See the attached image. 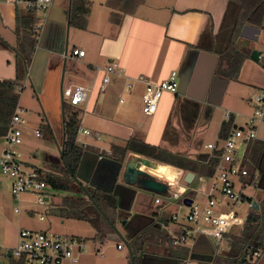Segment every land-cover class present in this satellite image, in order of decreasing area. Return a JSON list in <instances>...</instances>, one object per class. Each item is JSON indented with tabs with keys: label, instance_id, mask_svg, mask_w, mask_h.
Returning <instances> with one entry per match:
<instances>
[{
	"label": "crops",
	"instance_id": "obj_1",
	"mask_svg": "<svg viewBox=\"0 0 264 264\" xmlns=\"http://www.w3.org/2000/svg\"><path fill=\"white\" fill-rule=\"evenodd\" d=\"M72 3H85L87 13L83 28L77 24L78 20L71 22ZM22 9L12 0H0V80L14 78L15 48L20 37L16 32L15 17ZM236 11L237 7L228 0H54L47 15L36 16L40 19L36 23L39 32L22 88L29 85L40 99L46 128L57 151V145L63 139L60 88L71 85L92 87L87 100L75 107L79 111L78 127L89 131L88 135L80 134L77 141L84 147L77 170L82 184L89 186L92 182L97 186H90L93 189L109 188V173L115 166L106 160L110 159L113 145L123 146L129 138L196 160L200 154H206L201 151L205 144L203 137L217 108L247 113H243V102L249 105L253 95L250 96V92L264 90V69L250 57L243 58L238 67L224 58L226 50L234 46L255 49L252 41L240 36L242 27L252 26L250 24L242 25L238 36L232 39ZM2 42L7 46H2ZM75 49L83 51V55H73ZM261 55H264L263 51H260ZM111 61L130 77L142 75L154 82L165 79L170 71L176 70L180 91L174 95L163 93L154 114L146 117L141 113L142 83H136L131 91L123 93L122 81L115 79L105 93L98 92L102 76L99 69ZM182 69L186 76L184 84L179 76ZM234 70H237L235 78ZM40 76V90L37 91L35 83ZM121 94L124 101L119 103ZM20 96L19 93L18 106ZM220 125L221 121L214 138ZM128 157L147 158L133 152H127L124 160ZM59 159V166L57 163L50 165L56 160L50 158L49 166L39 168L58 175L57 171H62ZM100 160L104 162L98 168ZM260 166L264 169V152ZM172 168L178 170V175L183 174L180 168L159 162L141 166L142 170L161 181L168 172L171 173L169 178L174 179L177 174ZM119 178L121 174L115 181V185L122 186L117 189V195L110 192L117 198L115 223L120 222L118 218L123 219L124 213L119 208L126 207L132 196L131 190L118 182ZM7 182L0 175V264H9L14 259L10 252L17 243L18 231L36 230L37 227L35 221L28 218L32 209L21 204L28 201L30 195L13 198L6 188ZM258 188H261L259 196H262L264 183ZM133 201L134 198L130 209ZM136 215L129 211L125 223ZM145 225L149 224L144 222L142 226ZM123 228L127 240L131 239V229ZM94 242L97 244L94 257L103 259L102 252V255L98 254L103 241ZM197 244L193 253L199 252ZM157 254L160 255L161 250ZM151 255V260L146 259L147 264H157V256ZM78 259L76 263L66 264H111L107 260L92 258L90 254ZM162 263L167 264L165 261L158 264ZM261 263L264 264V254Z\"/></svg>",
	"mask_w": 264,
	"mask_h": 264
},
{
	"label": "built area",
	"instance_id": "obj_2",
	"mask_svg": "<svg viewBox=\"0 0 264 264\" xmlns=\"http://www.w3.org/2000/svg\"><path fill=\"white\" fill-rule=\"evenodd\" d=\"M12 1L15 5L30 9L35 13V26L32 35L37 39L39 28L36 23L40 19L36 16L37 14L47 15L54 0ZM259 30V35L264 34V24ZM72 54L82 56L83 51L75 49ZM99 70L102 72L98 85L99 93H105L115 79L122 81L123 93L131 91L136 83H142L144 87L141 95V113L146 117L154 114L163 93L174 95L179 89L176 70L170 71L167 77L159 82L146 80L142 75L130 77L114 61L107 63ZM91 91V86L71 85L61 89V97L64 105L75 108L87 100ZM18 92L20 93V90ZM118 101L119 103L124 101L122 94L119 95ZM249 102L253 106L250 114L224 110L221 119V124H227L224 137H220L218 132L214 140L203 145V149L207 153L205 162L207 163L209 159L215 160V167L211 175L204 176L192 172L194 177L190 183L183 180L184 170H182L183 174L175 175L171 183L152 176L155 180L165 184L166 189L161 193H154L159 194L161 198L154 197L153 201L157 206L151 214L150 225L165 228L168 242L173 248L187 250L185 263L189 261L199 238L209 240L213 253L227 248L233 235L229 229L240 223L236 209L242 204H246L247 212L249 209H254L253 201L258 204L257 200L249 199L243 193L242 188L246 184L244 180L249 173L246 156L248 147L255 141L264 144V140L257 139V128L264 119V93L260 91L253 94ZM24 113L25 110L16 105L6 131L1 136L0 173L7 178L6 188L13 198L19 199L22 195L27 194L33 196L34 201L39 205H44L49 201L53 189L45 181L47 172L29 164L20 149L24 144V127L26 125ZM80 134L88 135L89 131L79 127L76 141ZM34 135L39 137L40 130L35 129ZM184 199H189L190 203L187 204ZM175 203L176 208L168 217L162 218L163 211ZM17 211L18 209H15V212ZM43 219L42 215L39 216V220ZM88 247V239L79 236L20 229L17 243L11 249V256L15 260L21 261V264L76 263L79 255L86 253ZM121 247L120 244L116 245L117 249H121ZM263 254L264 238L261 246L252 249L247 254V258L251 264H262ZM100 255L102 254L100 253Z\"/></svg>",
	"mask_w": 264,
	"mask_h": 264
},
{
	"label": "trees",
	"instance_id": "obj_3",
	"mask_svg": "<svg viewBox=\"0 0 264 264\" xmlns=\"http://www.w3.org/2000/svg\"><path fill=\"white\" fill-rule=\"evenodd\" d=\"M228 2L233 3L237 7L231 31L232 39L238 36L240 28L244 24H250L256 28L263 27L264 0H228ZM86 13L87 8L85 7V3H72L71 22L73 23L74 20H78L77 24L80 28H83L84 15ZM34 26L35 13L32 10L22 9L17 11L15 28L16 32L20 34V37L17 40L15 48L14 78L0 80V136L6 131L9 119L19 99L18 90H22L23 82L26 78V66L31 61L32 52L36 45V39L32 35ZM1 45L7 46L3 42ZM250 53V48H237V46H234L232 49L226 50L224 58L229 63H234L238 67L243 58L250 57ZM257 64L264 69V55L260 56ZM236 72L237 70H234L233 78L236 77ZM63 111L64 144L61 161H64L66 168L62 165L61 169L64 176L47 173L45 181L53 190H59L76 196V198H73L72 195H65L64 197L62 207L64 206L67 217L75 220L88 221L94 227H100L97 225V222L101 221L103 226L112 232L108 223L87 198L84 197L80 186L75 184L72 179L78 170L84 147L76 141L79 128V111L76 108H67L65 105ZM226 130L227 124L222 123L219 136L224 137ZM127 152L143 155L156 162L169 164L198 175L209 176L215 167L214 159H209L207 163L198 159L193 160L186 156L172 153L160 146L150 145L134 137L129 138L123 146L113 145L110 159L115 162H122ZM263 152V143L255 141L249 145L246 153L249 160V173L244 180L245 183L251 185L256 178H260V185L264 183V169L260 166ZM258 172L259 175L256 176ZM86 189L100 210L114 223L118 211L117 198L110 192L93 189L90 186H86ZM262 195L258 200V209H249L246 212L241 230L238 235L231 236L229 246L218 251L216 256H213L214 253L212 252V259L210 261H197V264H251L247 258V254L252 249L259 248L264 238V194ZM83 200H85V206L82 205ZM128 228L127 231L129 232ZM154 229H156L155 225L141 226L137 229L134 228L133 231L131 229L133 237L128 240V243L134 256V264H142L144 259L151 260V254L157 256L155 262L157 264L160 261H165L167 264H183L187 259V250L184 248H181V250L173 248L168 242L166 233L161 232V234L157 235L153 231ZM91 240H103L102 232L98 230ZM146 242L152 245L154 249L161 250V254L159 255L153 250L147 252L144 249ZM9 264H21V261L12 259Z\"/></svg>",
	"mask_w": 264,
	"mask_h": 264
},
{
	"label": "rangeland",
	"instance_id": "obj_4",
	"mask_svg": "<svg viewBox=\"0 0 264 264\" xmlns=\"http://www.w3.org/2000/svg\"><path fill=\"white\" fill-rule=\"evenodd\" d=\"M39 15V14H37ZM40 16V15H39ZM252 45H254V48L260 51L264 52V34H260L258 36V39L256 41H252ZM259 90H253L250 92V96L255 93H259ZM264 93V91H261ZM20 106L25 110L24 117L26 119V125L24 127V144L22 147H20L21 151L23 150L25 154L24 158L29 162V164L35 166V167H45L49 164L50 158L56 159L52 160L50 163H57L59 166L60 164V159H59V154L56 149L55 141L49 135V131L46 128V120L44 119V115L42 113V104L40 99L38 100L35 96V93L31 89L29 85H25L24 88H22L20 92ZM40 101V102H39ZM65 107L68 108L67 105ZM253 110V106L249 103V105H246L245 102H243V113L247 112L245 114H250ZM222 109L217 108L214 111L213 114V119L212 122L205 133L203 137V143L206 142H211L214 140L215 136V131L217 129L218 124H220L221 121V116H222ZM38 129L40 130V137H36L34 135V130ZM214 138V139H213ZM257 139L263 141L264 140V119L260 123V125L257 128ZM211 140V141H210ZM62 141V140H61ZM61 144V142H60ZM59 144V145H60ZM201 151H205L203 148H201ZM152 163H156L154 160H150ZM49 166V165H48ZM247 167L249 169V160L247 162ZM61 168V165H60ZM173 173H176L177 176L178 170L176 168L171 169ZM60 172V173H58ZM162 172V171H161ZM57 174L59 176H64L62 171H57ZM0 175L4 178L1 173ZM171 173H165L163 175V178L168 179L170 177ZM258 176V173L256 174ZM118 182L120 184H124L123 180L121 178L118 179ZM260 184V178L259 179H254L251 185L245 184V186L242 188L243 193L249 197V199L253 200H259L261 198L260 193H261V188H258ZM136 194L134 197V201L132 204V207L130 209L131 213L137 214L135 217V220L133 221H127L125 225H121L120 222L115 223L118 231L120 234L125 238V230L123 226L129 227L132 230L134 228H138L143 225L144 222L146 224L150 225L151 222V214L153 211H155L156 206L154 204V197H159L161 196L159 194H154L152 192H148L145 190H142L141 188L137 186L132 187ZM53 192L51 193V197L48 202H46L44 205H39L34 201L33 196L30 197L28 196L27 200L28 201H23L21 204L28 206L29 208L32 209L33 213L28 214V218L31 221H35L37 227L36 230H41L44 232H50V233H55V234H60V235H73V236H79L85 239H88V251L82 255L90 254L92 258H96L98 260H104L108 261L111 264H129V258H128V251L123 243V241L116 236L113 231L111 232L110 230H105L100 227H94L92 226L88 221H82V220H75L71 219L66 216V211L64 209V206L62 207L64 197L70 196L72 194L65 193L59 190H52ZM259 196V197H258ZM263 196V195H262ZM73 198H76L75 195H72ZM85 197V195H84ZM86 199V198H85ZM85 206V200L82 201ZM176 208V203L175 205H170L168 206L162 213L161 217L166 218L169 216V214ZM44 209H46L44 211ZM240 223L238 226H233L232 228L229 229V231L235 235L240 232L241 230V224L245 215V212L247 210L246 204H242L238 209ZM43 216V220L39 221V216ZM142 222V223H141ZM141 224V225H140ZM97 225H103L101 221L97 222ZM100 230L103 234V244L98 247L100 252L103 254V259L94 257V251L97 248V244L93 241L90 240L93 238V236ZM157 235L161 234V232L167 233V230L163 227L156 226V229L153 230ZM116 244H120L122 247L121 249L116 248ZM210 245L209 240L204 239V238H199L198 239V247L197 249H202L206 250L208 249V246ZM211 246V245H210ZM144 249L147 250V252H151L153 250L156 253H159L160 250H157V248L154 249L152 245H150L148 242L144 244ZM180 249L181 248H177ZM197 250V251H199ZM203 252V251H202ZM200 253V252H198ZM205 253V252H204ZM94 254V255H93ZM80 255L79 258L82 256ZM217 253L214 252L213 256H216ZM79 260V259H78ZM66 264V263H63ZM185 264H197L196 261H187Z\"/></svg>",
	"mask_w": 264,
	"mask_h": 264
},
{
	"label": "water",
	"instance_id": "obj_5",
	"mask_svg": "<svg viewBox=\"0 0 264 264\" xmlns=\"http://www.w3.org/2000/svg\"><path fill=\"white\" fill-rule=\"evenodd\" d=\"M260 30L256 27L245 25L242 27L240 36L249 40V41H256L258 39ZM250 58L257 62L260 58V51L257 49H252L250 53ZM179 76L181 77V83L184 84L186 80V76L184 74V69L182 71H179ZM40 84H41V76L39 77V81L35 83V88L37 91L40 90ZM180 90H178L179 92ZM60 93H61V88H60ZM61 102V121H62V127L64 128V115H63V109H62V97L60 99ZM63 144L64 141L62 139L61 144L57 145L58 147V154L59 157L62 159L63 155ZM99 158V157H98ZM207 158V153L206 154H200L198 156V160L206 161ZM100 159V158H99ZM104 160V159H103ZM106 160V159H105ZM108 162H111L114 164V169L109 173V181H110V187L109 188H98L102 191H107V192H112L114 195H117V189L121 188V185H115L116 178L121 174V179L123 180L124 184L123 187L128 190H131L132 196L131 199L129 200L127 206H122L119 209L124 213L123 219L118 218L120 220L121 225H125V219L128 217L129 211H130V206L132 203V200L135 195V190L132 188L133 186H137L141 188L142 190L152 192V193H161L166 189V185L163 184L162 182H159L155 180L152 176L148 175L146 172L142 171L141 166L144 165H154L149 159L147 158H141V157H128L126 160H123L122 162H115L106 160ZM104 161L100 160L98 164V168L102 167V163ZM62 165L66 168L64 161L62 160ZM104 166V165H103ZM194 177V174L191 171H187L183 177L184 182L190 183L192 178ZM73 181L75 184L79 185L81 190L83 191L85 197L87 200L97 209V211L100 213V215L103 217V219L108 223V225L111 227L113 233L118 236L124 243L127 251H128V258H129V264H134V256L132 253V250L130 248V245L128 243V240L125 239L120 232L118 231L115 222H111L107 216L100 210V208L96 205V203L93 201L91 195L88 193L86 186L80 182L77 172L76 175L72 177ZM115 187L113 188V186ZM89 186L92 187H97L96 185L91 182L89 183ZM184 201L189 204L190 200L189 199H184ZM253 208L258 209V205L256 201H253ZM192 251L189 261H210L212 259V255H206L204 253H193Z\"/></svg>",
	"mask_w": 264,
	"mask_h": 264
},
{
	"label": "flooded vegetation",
	"instance_id": "obj_6",
	"mask_svg": "<svg viewBox=\"0 0 264 264\" xmlns=\"http://www.w3.org/2000/svg\"><path fill=\"white\" fill-rule=\"evenodd\" d=\"M133 220H135V217H133L131 221H133ZM197 248H200V247H198V244H197ZM196 250H199V249H196ZM200 251H203L201 253H204L205 252L204 254H206V255H211V253L213 252L210 245L208 246V249H206V250L200 249L199 252ZM147 263L148 262L146 261V259H144L143 262H142V264H147Z\"/></svg>",
	"mask_w": 264,
	"mask_h": 264
},
{
	"label": "bare ground",
	"instance_id": "obj_7",
	"mask_svg": "<svg viewBox=\"0 0 264 264\" xmlns=\"http://www.w3.org/2000/svg\"><path fill=\"white\" fill-rule=\"evenodd\" d=\"M144 165V164H143ZM142 171H144V170H142ZM144 172H146V171H144ZM147 174H149V175H151L150 173H148V172H146ZM152 176V175H151ZM154 177V176H153ZM159 177V176H158ZM154 178H156V177H154ZM157 179V178H156ZM173 180L174 179H170V178H168V179H165V178H163V180L162 181H165V182H169V183H171V182H173ZM10 254H11V252H10Z\"/></svg>",
	"mask_w": 264,
	"mask_h": 264
}]
</instances>
